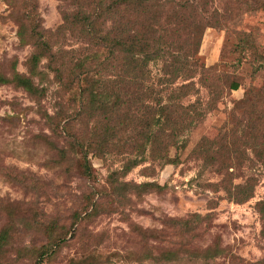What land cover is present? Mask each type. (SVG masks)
<instances>
[{
    "label": "rangeland",
    "instance_id": "rangeland-1",
    "mask_svg": "<svg viewBox=\"0 0 264 264\" xmlns=\"http://www.w3.org/2000/svg\"><path fill=\"white\" fill-rule=\"evenodd\" d=\"M256 4L255 0H214L205 14L214 13L216 18L213 27L198 33L201 35L198 58L205 67L215 68L210 78L218 88L219 98L202 121L180 136V142L187 138V147L171 150L170 156L178 152L180 161L164 164L161 153H157L120 179L130 187L156 183L164 187L163 190L138 195L130 189L125 194L126 200L123 197L112 199L106 211L82 222L75 232L71 230L68 241L47 264H166L147 256L158 258L170 250L182 255L181 260L170 264H206L190 258L185 248L205 250L215 242L230 248L241 261L222 258L210 264H264V209L258 208L259 203L264 204V154L258 156L253 151L258 143L257 151H261L264 137L254 142L237 133L239 124L247 120L244 118L246 99L253 91L264 88V9L255 10ZM71 11L69 1L38 0L43 28L49 32L64 25L63 14ZM10 13L6 0H0V73L9 75L15 64L20 73L27 74L33 48L20 44L18 27ZM199 23L204 22L195 19L189 24L195 27ZM242 39L249 42L251 49L241 50ZM54 42L64 49L66 63H75L92 51L88 42L69 28L54 38ZM110 70V74H116L115 67ZM233 82L240 83L238 91L230 90ZM113 87L117 88V84ZM49 89L42 107L53 113L56 104H66L67 97L63 99L53 74ZM190 98L193 102L200 99L205 103L211 97L208 90L197 84ZM68 107L66 104V110L74 114L75 110ZM37 112L36 102L23 90L0 87V206L9 203L28 211L27 216L15 215L22 221L56 219L69 229L72 215L79 211L84 196L95 183L80 174L77 157L61 163L52 147L44 143L40 136H51V132ZM102 121V117L86 120L77 129L87 139L94 132L98 135L104 132ZM224 134L228 144L225 150L229 157L228 169L219 171L217 166L206 167V161L194 153V149L202 138L219 141ZM129 136L130 133L121 135L123 140L113 149V155L90 156L99 187L108 188L112 173L123 166L134 137ZM49 140L55 142L53 137ZM248 182L254 185L251 199L237 203L228 197V190ZM193 214H211V219L203 223L193 237L186 239L189 245L184 247V239L173 233L165 222ZM21 220H17L22 232L15 238V245H42L45 241L41 231L25 230ZM3 224L4 220L0 221V229ZM136 228L163 237L144 239ZM16 264L33 262L22 259Z\"/></svg>",
    "mask_w": 264,
    "mask_h": 264
},
{
    "label": "trees",
    "instance_id": "trees-1",
    "mask_svg": "<svg viewBox=\"0 0 264 264\" xmlns=\"http://www.w3.org/2000/svg\"><path fill=\"white\" fill-rule=\"evenodd\" d=\"M63 1H69L72 11L63 14L64 25L55 32H49L43 28L38 0H6L11 18L18 27L20 44L31 46L33 53L29 58L27 74L20 73L13 64L9 75L0 73V87L21 89L36 102L37 113L51 132V136L40 138L52 147L61 163L69 161L70 157H77L80 174L95 185L84 196L79 211L72 215L69 229L56 219L22 221L15 215L27 216L28 211L2 203L0 217L4 224L0 229V264H16L22 259L33 264H47L68 241L70 231L75 232L82 222L106 211L112 199L123 197L126 200L125 194L130 189L138 195L162 191L164 187L156 183L130 187L120 179L157 153H161L164 164H177L180 154L177 152L171 157V150L187 147V138L180 142V136L202 121L219 98L218 88L210 78L215 68L205 67L198 58L201 41L198 33L213 27L216 18L214 13L205 15L214 0ZM255 1L258 5L255 10L264 9V2ZM195 19L204 23L193 27L189 23ZM67 28L77 31L92 48L75 63H66L64 49L54 42V38L61 36ZM242 41L240 47L243 52L251 49L248 41ZM255 54L258 55L257 52ZM114 67L116 74H110V69ZM51 74L61 87L63 99L67 97L66 104L75 110L74 114H70L63 103L56 104L53 113L43 109L42 102L50 90ZM114 83L117 88H112ZM197 84L209 91L210 101L191 100ZM240 86V83L233 82L230 90L238 91ZM263 105L264 88L253 91L246 99L244 118L247 120L239 124L237 132L244 139L259 142L264 137ZM97 117L103 119L104 132L99 135L94 132L85 139L77 128L84 121ZM260 125H263L261 129ZM123 133L134 136L129 144V155L121 169L110 176L108 188L99 187L90 156L107 158L113 155V149L118 148L123 140ZM52 137L55 142L49 140ZM226 138V134L219 141L204 137L194 153L206 161V167L217 166L219 171H224L229 166V157L225 153L228 145ZM60 143L62 147L58 146ZM254 147L256 155L263 156L264 147L261 151H257L259 143ZM253 186L251 182L239 184L228 190L227 195L234 202L244 203L252 198ZM258 208L262 211L264 204L259 203ZM18 219L25 230L41 231L45 242L39 247L16 246L15 238L22 232ZM210 219L211 214H193L165 223L173 233L184 239L182 246L186 247L189 245L186 239L193 237L195 231ZM136 229L144 239L151 237L158 240L163 237L156 232ZM166 237L164 235V240ZM185 251L190 258L206 264L222 258L241 261L230 248L222 247L219 242L205 250L185 248ZM181 257L180 252L170 250L158 258L147 256V259L170 264L181 260Z\"/></svg>",
    "mask_w": 264,
    "mask_h": 264
}]
</instances>
